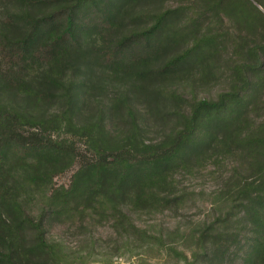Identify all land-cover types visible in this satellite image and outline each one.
I'll list each match as a JSON object with an SVG mask.
<instances>
[{"label": "trees", "instance_id": "16d2710c", "mask_svg": "<svg viewBox=\"0 0 264 264\" xmlns=\"http://www.w3.org/2000/svg\"><path fill=\"white\" fill-rule=\"evenodd\" d=\"M258 4L0 0V264H73L55 227L96 246L92 230L105 224L176 262L264 264ZM219 82L217 96L196 94ZM210 158L223 169L211 170L222 183L210 218L167 237L136 219L179 211L192 191L177 174Z\"/></svg>", "mask_w": 264, "mask_h": 264}, {"label": "rangeland", "instance_id": "374dc122", "mask_svg": "<svg viewBox=\"0 0 264 264\" xmlns=\"http://www.w3.org/2000/svg\"><path fill=\"white\" fill-rule=\"evenodd\" d=\"M258 5L264 11V7L261 4ZM224 84L223 82H219L215 83L213 86H198L196 88V94L206 95L207 97L217 96V93L222 89ZM178 88L189 97L193 94V89L190 87V84H181L178 85ZM214 167L215 166L211 165L210 158L204 166L197 167L192 172L183 170L180 174H177V182L180 186L184 187L186 190L192 191L191 196L182 205L179 211L174 212L166 210L163 213H158L154 215V217L149 218L148 223L141 220L137 214H134V216L140 223H144L148 226L149 224H155L149 226L152 230L158 231L160 228L164 229L166 237L170 231L187 230L188 227L196 226V224L203 219L210 218L212 207L211 192L222 183V179L219 176L218 178L211 176V170ZM76 168L77 165L68 171L58 174L55 178L56 182L58 184L68 185L72 173ZM217 168L214 169L217 170ZM218 169L223 171L222 168ZM79 232L81 231L78 228H68L62 225H57L52 231V235L56 239L63 240V246L67 250L68 255H70L68 258L73 257L72 259L76 261L73 264H85L84 262L87 259L89 262L86 264H154L164 261L165 259H168V264H186L184 260L176 262L173 255L169 256L164 250L158 251L154 249L147 251L145 250L146 248L136 247L135 242L125 243L117 239L116 233L108 224L94 226L92 235L96 242V246H92L90 240L84 241L83 239H85V236L79 234ZM178 241V248L188 249V244L183 245V242L179 239ZM88 253H91V255L87 259L82 256ZM64 263L66 262L63 259L60 260V262L51 259L48 260L46 264ZM39 264L44 263L40 262Z\"/></svg>", "mask_w": 264, "mask_h": 264}]
</instances>
